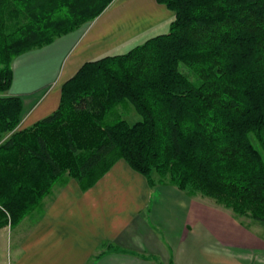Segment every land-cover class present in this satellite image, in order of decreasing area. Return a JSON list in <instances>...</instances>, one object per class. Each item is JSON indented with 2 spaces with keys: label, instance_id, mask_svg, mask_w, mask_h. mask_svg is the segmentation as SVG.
I'll list each match as a JSON object with an SVG mask.
<instances>
[{
  "label": "trees",
  "instance_id": "trees-1",
  "mask_svg": "<svg viewBox=\"0 0 264 264\" xmlns=\"http://www.w3.org/2000/svg\"><path fill=\"white\" fill-rule=\"evenodd\" d=\"M113 1L0 0V227L17 225L60 178L87 188L119 159L151 184L264 225V0H157L174 13L168 32L85 62L59 107L20 127L22 101L8 95L15 58ZM129 102L141 120L110 118Z\"/></svg>",
  "mask_w": 264,
  "mask_h": 264
},
{
  "label": "crops",
  "instance_id": "crops-1",
  "mask_svg": "<svg viewBox=\"0 0 264 264\" xmlns=\"http://www.w3.org/2000/svg\"><path fill=\"white\" fill-rule=\"evenodd\" d=\"M173 17L157 0H114L90 26L15 58L8 95L22 101L20 127L53 113L85 62ZM205 199L151 184L124 159L87 188L66 175L0 227V264H264V226Z\"/></svg>",
  "mask_w": 264,
  "mask_h": 264
},
{
  "label": "rangeland",
  "instance_id": "rangeland-1",
  "mask_svg": "<svg viewBox=\"0 0 264 264\" xmlns=\"http://www.w3.org/2000/svg\"><path fill=\"white\" fill-rule=\"evenodd\" d=\"M158 2V1H157ZM159 3V2H158ZM108 9V8H107ZM106 11V10H105ZM97 19V18H96ZM95 19V20H96ZM174 19V18H173ZM94 20V21H95ZM171 21H166L164 22L161 26H157V27H152L151 30H148L146 32H141L139 34H136L130 38H128L127 40H125L124 42L120 43L119 45L113 46L111 49L107 50L106 52H104L102 55H100L99 57H103L106 55H115V54H122V53H126L127 51H129L131 48H133L134 46L138 45V44H142L144 43L148 38L155 36L159 33H166L170 30V26H171ZM93 22V21H92ZM87 23L85 25H83L82 27L86 28L88 26H90V24L92 23ZM82 27H80L79 29H81ZM133 29V28H132ZM78 30V29H77ZM76 31V30H75ZM64 36V35H63ZM62 37V36H61ZM60 38V37H59ZM58 39V38H57ZM56 39V40H57ZM47 46V45H46ZM17 58V57H16ZM93 60V59H92ZM118 116H124L125 119H127L129 121V123L133 124L138 120H141L142 117L141 115L138 113V111L136 110L135 106L129 102L127 106L125 107H119L115 112L114 115L111 116L110 118H115ZM256 144H258L256 142ZM258 148L262 151L263 155H264V150L258 145ZM156 173V172H155ZM205 199V198H204ZM206 201L213 203L211 200L209 199H205ZM244 221H246V223L250 222L252 223V220L246 217L242 218ZM253 224V223H252ZM262 226H264L263 224H261ZM254 227V226H253ZM255 230L257 228H254ZM264 230V227H263ZM262 230V231H263ZM257 231V230H256ZM258 232V231H257Z\"/></svg>",
  "mask_w": 264,
  "mask_h": 264
}]
</instances>
